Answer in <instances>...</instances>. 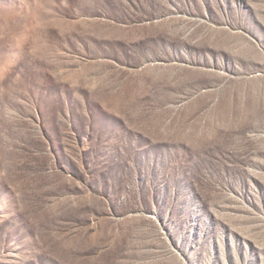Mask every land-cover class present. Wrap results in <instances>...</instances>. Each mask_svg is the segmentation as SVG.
<instances>
[{"label":"rangeland","instance_id":"rangeland-1","mask_svg":"<svg viewBox=\"0 0 264 264\" xmlns=\"http://www.w3.org/2000/svg\"><path fill=\"white\" fill-rule=\"evenodd\" d=\"M160 2L0 0V264H264V0Z\"/></svg>","mask_w":264,"mask_h":264},{"label":"crops","instance_id":"crops-1","mask_svg":"<svg viewBox=\"0 0 264 264\" xmlns=\"http://www.w3.org/2000/svg\"><path fill=\"white\" fill-rule=\"evenodd\" d=\"M151 2H155L156 3V9L157 11L163 10L162 6L165 7L164 4H162V2H160V0H150ZM172 6V5H169ZM145 15H170V13H166V12H154V13H144Z\"/></svg>","mask_w":264,"mask_h":264}]
</instances>
